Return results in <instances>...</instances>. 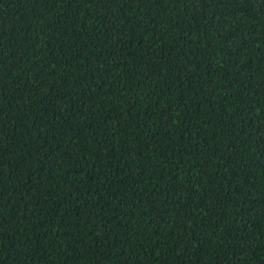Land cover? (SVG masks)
Here are the masks:
<instances>
[{"label":"trees","instance_id":"obj_1","mask_svg":"<svg viewBox=\"0 0 264 264\" xmlns=\"http://www.w3.org/2000/svg\"><path fill=\"white\" fill-rule=\"evenodd\" d=\"M0 264H264V0H0Z\"/></svg>","mask_w":264,"mask_h":264}]
</instances>
